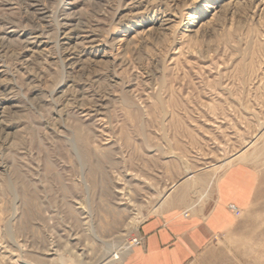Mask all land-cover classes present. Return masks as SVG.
<instances>
[{
    "label": "rangeland",
    "instance_id": "rangeland-1",
    "mask_svg": "<svg viewBox=\"0 0 264 264\" xmlns=\"http://www.w3.org/2000/svg\"><path fill=\"white\" fill-rule=\"evenodd\" d=\"M2 108L0 264H264V0H0Z\"/></svg>",
    "mask_w": 264,
    "mask_h": 264
},
{
    "label": "crops",
    "instance_id": "crops-1",
    "mask_svg": "<svg viewBox=\"0 0 264 264\" xmlns=\"http://www.w3.org/2000/svg\"><path fill=\"white\" fill-rule=\"evenodd\" d=\"M139 234L143 244L124 264H192L211 240L210 230L197 223L182 222L163 228L160 222L151 221L141 226Z\"/></svg>",
    "mask_w": 264,
    "mask_h": 264
},
{
    "label": "bare ground",
    "instance_id": "bare-ground-1",
    "mask_svg": "<svg viewBox=\"0 0 264 264\" xmlns=\"http://www.w3.org/2000/svg\"><path fill=\"white\" fill-rule=\"evenodd\" d=\"M167 24V23H166ZM62 26V25H61ZM60 26V27H61ZM62 43H63V45H67L68 44V42H69V40L71 39V37H70V34H69V32H65V31H63L62 32ZM61 37V36H60ZM116 42H121V40L119 39V40H117ZM33 51V50H32ZM32 51H29V52H31V53H33ZM2 113H3V108L2 109H0V119L2 118ZM54 251V250H53ZM52 254H54V253H52V249L51 248H47L46 250H45V254L44 255H46V256H48V255H52ZM124 254V253H123ZM125 255V254H124ZM126 255H128V254H126ZM10 256H12V255H10ZM81 256H83L82 254H81ZM10 258V257H9ZM124 260V259H123ZM120 261H121V259H120ZM119 261V262H120ZM11 262V261H10Z\"/></svg>",
    "mask_w": 264,
    "mask_h": 264
},
{
    "label": "built area",
    "instance_id": "built-area-1",
    "mask_svg": "<svg viewBox=\"0 0 264 264\" xmlns=\"http://www.w3.org/2000/svg\"><path fill=\"white\" fill-rule=\"evenodd\" d=\"M134 243H135V245H139L140 244V239H135Z\"/></svg>",
    "mask_w": 264,
    "mask_h": 264
}]
</instances>
